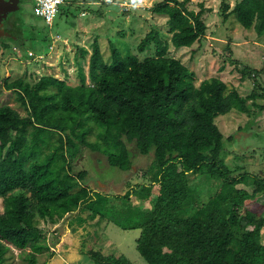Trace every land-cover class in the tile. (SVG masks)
<instances>
[{"label": "trees", "instance_id": "obj_1", "mask_svg": "<svg viewBox=\"0 0 264 264\" xmlns=\"http://www.w3.org/2000/svg\"><path fill=\"white\" fill-rule=\"evenodd\" d=\"M190 1L162 0L151 8L167 18L176 48L192 46L207 30L203 4L195 12L188 8ZM231 15L243 28L264 34V0H240L233 8L225 2L223 21ZM151 44L154 54L143 60L112 47L110 62L97 41L91 52L81 47L80 66L90 54L77 86L53 76L34 84L0 79V264L11 247L30 248L35 262V255L49 247L38 221L56 223L74 211L85 223L98 217L124 230L139 229L136 247L147 264H264V216L256 217L253 208L264 194V177L226 164L224 141L233 137L223 135L215 122L232 109L248 111L247 99L228 91L220 78L196 86L194 73L167 55L169 43L154 32L146 35L139 52ZM14 94L26 116L10 105ZM88 122L102 129L99 142L87 141ZM52 132L61 134L58 144L41 159L48 143L44 135ZM131 143L151 162L142 174L145 181L117 196L128 205L116 208L110 202L116 196L93 192L86 185L88 172L75 173L72 162L82 147L100 151L103 146L109 165L127 170ZM190 174L219 179L221 186L186 217L185 209L195 203ZM152 196V209L141 210ZM81 243V253L94 264H132L123 255L102 253L105 240L94 244L100 249H86L84 238Z\"/></svg>", "mask_w": 264, "mask_h": 264}, {"label": "rangeland", "instance_id": "obj_2", "mask_svg": "<svg viewBox=\"0 0 264 264\" xmlns=\"http://www.w3.org/2000/svg\"><path fill=\"white\" fill-rule=\"evenodd\" d=\"M160 1L135 0L134 7L133 0H67V3L59 7L52 24L48 25L42 17L34 14L32 0H0V79L9 82L24 79L34 84L42 76H53L70 86H77L81 83L82 73L86 74L88 70L90 54L86 55V60L80 66L76 61L81 47L91 52L92 44L97 41L102 57L107 62L111 60L112 47L122 56L132 54L143 60L154 54V44L142 53L138 46L148 33L154 32L169 43L167 55L180 60L194 73L196 86L203 80L220 78L226 83L228 91L236 90L247 99L248 111L232 109L227 114L219 115L215 122L223 135L233 137L224 141V148L228 150L226 164L232 170L237 166L245 167L251 176L264 177V34L258 35L253 27L243 28L235 15L223 21V4L227 2L233 8L240 0H191L188 8L195 12L203 4L202 18L207 30L205 36L192 46L176 48L170 43L172 35L168 31L167 18L151 12V8ZM245 70L247 73H244ZM16 96H12L10 105L20 115L26 116L27 110L16 100ZM86 126L91 127L87 141L99 142L102 129L93 122H88ZM44 136L48 143L43 146L41 159H45V154L58 144L61 134L52 132ZM128 147L132 155L127 170L109 165L103 146L100 151L82 147L72 162L75 173L82 170L88 172L86 185L92 190L116 196L110 201L116 208L128 205L117 196L125 194L129 185L145 181L142 174L151 162L150 156L143 157L136 152L133 143ZM189 178L195 182V203L185 209L186 217L193 216L198 204L221 186L219 179L207 175L190 174ZM252 182L253 179L249 177L246 186L249 191ZM154 200L152 196L151 200L141 203L140 209L151 210ZM3 208L4 202L0 198V213ZM253 208L256 217L264 216V194L255 199ZM76 212L64 216L56 223L38 221L46 235L45 244L49 247H43L35 255V262L31 261L30 248L21 251L11 247L5 264H53L52 261L49 263L51 253L62 247L60 239H57L60 234L54 233L60 232L70 218H75ZM73 222L75 230L82 229L85 239L91 224L83 222L81 216H76ZM93 232L95 238L105 240L102 253L120 252L132 264H147L136 247L139 229L124 230L114 223H105L103 229L92 227L91 236ZM262 237L264 240V230ZM41 242L44 244L43 240ZM85 245L100 249L93 241ZM83 256L84 262L91 260L89 256Z\"/></svg>", "mask_w": 264, "mask_h": 264}, {"label": "crops", "instance_id": "obj_3", "mask_svg": "<svg viewBox=\"0 0 264 264\" xmlns=\"http://www.w3.org/2000/svg\"><path fill=\"white\" fill-rule=\"evenodd\" d=\"M97 190H93V192H95ZM85 216V214H84ZM99 218H95L93 221H88L86 224H91V227L89 228V234L86 235V242H92L93 244H95L97 241H95L97 238H95V232H92V227L98 226L100 228L103 229V226L105 223L104 220L98 221ZM74 227L72 225V221L68 220L66 225H64V227L62 228V230L59 232H55L54 234L58 235L60 234L59 238L57 236V239H60L59 244L62 245L60 250H53L56 251L55 253L52 254V258L50 259L49 263H53V264H94L93 261L89 260L88 262H84L83 261V253H81V246H82V239H83V234H82V229L77 230L78 235H74V231H73ZM95 229V228H94ZM64 233V235H63ZM68 233V234H67ZM62 234V235H61ZM102 239V238H99ZM98 240V239H97ZM91 245H85L86 248H90ZM52 247V246H51ZM53 248V247H52ZM83 257H82V256ZM114 255L116 256H120L121 253L120 252H116L114 253ZM54 260V261H53ZM48 264V263H45Z\"/></svg>", "mask_w": 264, "mask_h": 264}, {"label": "built area", "instance_id": "obj_4", "mask_svg": "<svg viewBox=\"0 0 264 264\" xmlns=\"http://www.w3.org/2000/svg\"><path fill=\"white\" fill-rule=\"evenodd\" d=\"M33 11L39 17H42L44 21L51 25L55 15L59 12V7L67 3V0H32ZM111 1V0H106Z\"/></svg>", "mask_w": 264, "mask_h": 264}, {"label": "clouds", "instance_id": "obj_5", "mask_svg": "<svg viewBox=\"0 0 264 264\" xmlns=\"http://www.w3.org/2000/svg\"><path fill=\"white\" fill-rule=\"evenodd\" d=\"M133 6H134V7L136 6V4H135V0H133Z\"/></svg>", "mask_w": 264, "mask_h": 264}]
</instances>
